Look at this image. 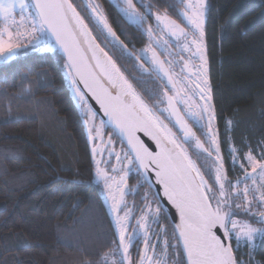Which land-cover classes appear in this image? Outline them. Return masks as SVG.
Returning <instances> with one entry per match:
<instances>
[{"label":"trees","instance_id":"1","mask_svg":"<svg viewBox=\"0 0 264 264\" xmlns=\"http://www.w3.org/2000/svg\"><path fill=\"white\" fill-rule=\"evenodd\" d=\"M68 1L82 19L79 0ZM206 2L212 109L226 179L202 123L194 138L182 144L210 186V203L228 218L261 230L251 243L234 250L236 263L264 264V222L257 215L264 211V0ZM82 21L92 36L99 31ZM112 29L126 45L142 41L132 25L117 23ZM104 40L110 41L102 46L104 52L131 79L132 60L116 51L112 39ZM67 75L72 80L55 49L29 47L0 63V264H124L102 188L94 181L91 137ZM133 83L139 97L158 113L147 87ZM106 132L129 156L118 138ZM231 165L239 170L237 179ZM133 168L121 208L130 220L122 241L127 245L128 237H137L136 255L131 254L134 245L126 247L128 264H147V259L136 263L135 257L147 233L158 230L147 228L151 219L143 232L141 199L148 193L158 202L134 163ZM159 212L165 235L150 245V264H186L172 224ZM231 246L235 248L233 238Z\"/></svg>","mask_w":264,"mask_h":264},{"label":"water","instance_id":"2","mask_svg":"<svg viewBox=\"0 0 264 264\" xmlns=\"http://www.w3.org/2000/svg\"><path fill=\"white\" fill-rule=\"evenodd\" d=\"M129 1L131 3V0ZM30 2L47 38L64 60L75 86L89 109L107 130L115 134L132 158L144 182L153 192L161 211L173 226L185 263L236 264L234 252L227 238L228 216L210 203L207 196L210 186L197 165L192 161L206 191L198 185L182 154L171 150L133 106L119 93L112 91L98 75L68 17L66 6L70 5L69 1L30 0ZM84 30L88 45L94 54L101 60L108 59L86 26ZM111 34L118 40L112 31ZM166 78L170 80L167 72ZM166 104L174 127L182 135L183 142H187L190 133L181 112L171 98H167ZM204 116L207 127L208 119L206 115ZM207 134L214 150L216 164L225 180L220 141L212 130H208ZM108 142L109 139L107 144ZM90 148L92 160L95 162L98 146H94L92 138ZM126 189L127 185L121 190L119 209ZM117 239L123 263L128 264L124 243L119 237Z\"/></svg>","mask_w":264,"mask_h":264},{"label":"flooded vegetation","instance_id":"3","mask_svg":"<svg viewBox=\"0 0 264 264\" xmlns=\"http://www.w3.org/2000/svg\"><path fill=\"white\" fill-rule=\"evenodd\" d=\"M194 1L196 2V0H131V4L128 0H79L82 19L89 26L97 27L99 30L93 36L98 46L102 49V46L110 42H106L105 37H109L114 41L116 51L122 52L124 57L127 56L132 60V67L135 70L128 68L132 74L131 79H128L130 82L124 77L128 86L138 97L133 82L138 83L142 88L147 87L149 91L145 88L144 90L148 91L149 96L154 99L152 104L158 113L151 106L147 105V107L159 119L163 127L165 126L174 134L181 143H183L182 135L174 127L166 108L168 97L174 101L183 116L190 133L189 140L194 138L196 130L201 128V123L207 137L208 130H212L215 137L219 139L212 109L213 86L210 80L205 21L201 27L200 9ZM117 23H123L125 26L132 25L139 31V41L141 39L142 41L136 44L131 40L127 44L128 47L112 29ZM111 31L118 40L113 38ZM114 65L119 69L115 63ZM166 72L170 80H167ZM204 115L208 119L207 127L204 123ZM108 135L110 139L111 136ZM142 201H145L141 206L145 209L142 218L153 219L151 227L147 228L152 231L157 229L159 237H156L157 234L154 235V232H148L142 250L139 256L135 257V261L142 263L147 259V264H150L149 247L158 239H164L165 230L153 198L146 193ZM154 215H156L155 218H153ZM145 228L142 227L146 232ZM136 239L137 237L128 245V249L131 245L136 247L132 255L137 254ZM125 245L124 243V247Z\"/></svg>","mask_w":264,"mask_h":264},{"label":"rangeland","instance_id":"4","mask_svg":"<svg viewBox=\"0 0 264 264\" xmlns=\"http://www.w3.org/2000/svg\"><path fill=\"white\" fill-rule=\"evenodd\" d=\"M195 4L200 9L199 24L202 27V23L206 21L207 2L206 0H196ZM0 23V63L8 62L14 59L19 51L25 50L29 47H40L42 51L48 52L55 49L53 44L47 38L39 18L34 12L29 0H0ZM110 62L112 68L118 72L123 82L128 86L129 84L121 75L119 69L111 60ZM67 78L69 80L68 75ZM68 84L76 106L84 115L88 135L94 140L96 146H98L94 181L101 186L102 200L106 206L109 216L114 222L119 238L124 240L128 234L130 220L128 221L127 216H125V209L121 210L122 207H125L124 199L120 209L118 208V203L121 190L125 185H127V177L129 174L135 172L132 163L133 160L121 148L115 146L111 137L109 139V135L106 132L105 127L91 112L84 97L75 86L73 80H69ZM165 130L167 131L172 143V150L178 151L179 153L187 156L184 152L181 141L169 130H167V128H165ZM108 139L109 144L107 147L109 150L106 153V142ZM109 156H111V158ZM187 158L189 157L187 156ZM230 170L233 174V178L237 179L240 175L239 170L234 165H231ZM214 174L215 178L219 179V172L216 169L214 170ZM231 180L232 179L229 181ZM229 181L225 184L226 190L229 188ZM203 189L206 191L205 188ZM158 205L157 207L160 209ZM257 215L260 220L264 222V211ZM155 217L156 215H154L153 218ZM149 220L151 219L142 218V220H140L141 226L143 228L147 227ZM227 226L229 230H227V238L230 246L232 238L235 242V248H232L231 246L233 251L238 247H242L244 242H247L248 244L251 243L253 238L261 234V230L256 227H251L249 224L237 222L230 218H227ZM132 232L134 233V231ZM133 238V235L128 237V242H126L127 246L124 247L125 250L126 247L128 248V245H130ZM109 259L113 260L112 258ZM107 263L114 264L112 261H108Z\"/></svg>","mask_w":264,"mask_h":264},{"label":"bare ground","instance_id":"5","mask_svg":"<svg viewBox=\"0 0 264 264\" xmlns=\"http://www.w3.org/2000/svg\"><path fill=\"white\" fill-rule=\"evenodd\" d=\"M66 8L72 26L76 31L86 53L88 54L90 62L92 63L98 75L112 91L119 93L120 96L126 99L127 102L133 106L136 112L149 124V126L159 135L162 141L172 150V143L162 123L134 93V91L123 82L118 72L112 68L110 60L107 58L105 60H101L96 54H94L86 40L84 26L80 17L76 14L71 5L67 4ZM181 156L190 167L198 185L203 189L204 186L202 180L198 176L194 165L189 160V158H187V156L183 154Z\"/></svg>","mask_w":264,"mask_h":264},{"label":"built area","instance_id":"6","mask_svg":"<svg viewBox=\"0 0 264 264\" xmlns=\"http://www.w3.org/2000/svg\"><path fill=\"white\" fill-rule=\"evenodd\" d=\"M17 29H18V27H17Z\"/></svg>","mask_w":264,"mask_h":264}]
</instances>
